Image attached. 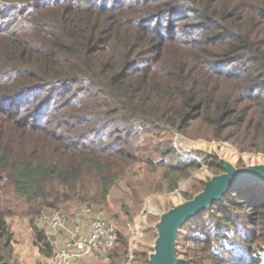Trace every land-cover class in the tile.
Listing matches in <instances>:
<instances>
[{"label":"trees","instance_id":"1","mask_svg":"<svg viewBox=\"0 0 264 264\" xmlns=\"http://www.w3.org/2000/svg\"><path fill=\"white\" fill-rule=\"evenodd\" d=\"M0 15V264H24L16 213L49 257L36 218L104 202L141 130L195 124L194 135L264 152V0H0ZM263 226L264 182L231 186L180 226L178 264H260L250 243L264 242ZM127 243L117 232L114 264ZM235 243L251 260L230 258Z\"/></svg>","mask_w":264,"mask_h":264},{"label":"rangeland","instance_id":"2","mask_svg":"<svg viewBox=\"0 0 264 264\" xmlns=\"http://www.w3.org/2000/svg\"><path fill=\"white\" fill-rule=\"evenodd\" d=\"M3 14L5 12L1 15ZM6 21L7 18H0V22L5 23L2 26H9ZM17 22L20 24L21 21ZM15 26L14 23L10 28ZM192 127L189 128L190 133L186 134L173 128L167 131L152 128L141 130L140 137L134 143L135 160L131 168H127L119 175L104 202L93 203L104 211L107 223L116 232L124 234L127 240L132 239L133 259L129 264H143L145 259L149 261V253L153 250V242L157 233L155 223L160 213L174 204L191 198L202 189L205 181L211 176L224 172L225 168L216 164V161L223 163L226 160L235 167L255 163L264 164V152L241 151L230 141L194 135L197 128L195 124ZM170 149L178 153L181 158L176 159L168 154ZM211 154H214L211 162H205L204 159L210 157ZM159 158H162L163 164L155 162ZM152 159L153 161H150ZM194 161L200 162V165L196 166ZM173 164L182 167V171L171 168ZM173 184L175 186L171 189ZM77 203L79 202L71 201L67 205L59 206L65 210H71ZM8 221L14 231V250L18 258L24 264H51L50 256H42L34 242L29 218L16 213L10 215ZM260 232L264 233V226ZM235 240L238 239L235 238ZM235 245L237 246L236 243ZM128 246L129 242L125 257L117 264L127 262ZM236 246L230 255L232 260H237L236 257H238L237 261L246 263L251 260L241 247ZM250 246L251 253L260 254L263 257L260 264H264V242L256 241L253 244L250 243ZM115 247L116 244L110 249ZM239 254H242L241 259H239ZM111 264H114L113 261Z\"/></svg>","mask_w":264,"mask_h":264},{"label":"built area","instance_id":"3","mask_svg":"<svg viewBox=\"0 0 264 264\" xmlns=\"http://www.w3.org/2000/svg\"><path fill=\"white\" fill-rule=\"evenodd\" d=\"M175 147L178 148L177 144ZM37 224L45 227L53 242L51 264H76L97 250L107 252L117 240V232L107 223L104 211L94 204L78 203L71 210L48 208L38 216ZM128 242L124 264L133 259L132 239ZM104 258L108 263L109 257Z\"/></svg>","mask_w":264,"mask_h":264},{"label":"water","instance_id":"4","mask_svg":"<svg viewBox=\"0 0 264 264\" xmlns=\"http://www.w3.org/2000/svg\"><path fill=\"white\" fill-rule=\"evenodd\" d=\"M224 172L205 181L201 190L191 198L174 204L160 213L155 223L156 236L153 250L149 253L151 264H178L176 241L179 228L187 219L208 208L213 201L220 200L232 185H244L251 181L264 182V164H246L235 167L224 160Z\"/></svg>","mask_w":264,"mask_h":264},{"label":"crops","instance_id":"5","mask_svg":"<svg viewBox=\"0 0 264 264\" xmlns=\"http://www.w3.org/2000/svg\"><path fill=\"white\" fill-rule=\"evenodd\" d=\"M104 256L109 257L108 263L105 261ZM113 258L107 252H102L100 250L95 251L93 254L83 258L78 261L76 264H111Z\"/></svg>","mask_w":264,"mask_h":264}]
</instances>
